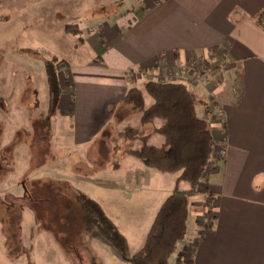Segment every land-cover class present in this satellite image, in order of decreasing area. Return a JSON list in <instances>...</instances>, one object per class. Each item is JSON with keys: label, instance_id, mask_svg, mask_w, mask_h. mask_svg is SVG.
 Returning <instances> with one entry per match:
<instances>
[{"label": "crops", "instance_id": "0c3cea01", "mask_svg": "<svg viewBox=\"0 0 264 264\" xmlns=\"http://www.w3.org/2000/svg\"><path fill=\"white\" fill-rule=\"evenodd\" d=\"M131 1L137 3L126 13L102 16L90 23L81 16L69 17V11L50 10L46 14L48 28H29L39 12L36 4L50 0H0V47L6 39L22 36L27 28L24 45L52 49L51 58L62 62L59 76L64 94L56 119V145L67 155L86 156L73 165L70 160L63 169H34L28 180L32 194H37L35 183L51 182L60 191L64 188L61 186H67L63 197L84 192L101 205L127 238L128 256L138 253L160 208L173 193L178 175L148 168L127 153L129 149H141L142 142H125L120 133L128 131L125 124L131 120L139 124L138 128L142 126L141 116L122 101L132 88L144 90L151 81L169 82L166 73L188 65L194 58L216 61L208 79L197 81L191 75L172 81L186 85L208 104L220 102L226 112L225 127L206 110L203 115L215 139L213 161L221 141L225 140L228 147L227 156L208 167L191 200L188 233L173 264H264V29L255 19L264 10V0ZM94 9L92 13L102 12ZM35 28L44 29L43 34ZM9 53L13 54L0 51L1 64L17 65L18 58ZM138 71L144 75L129 77L128 73ZM15 79L13 73L0 72V120H12L10 114L22 106L23 95ZM25 95L29 97L28 90ZM147 104H152L151 98H147ZM63 122L64 135L60 130ZM115 123L121 126L115 133L118 142L112 140L110 132ZM161 124L156 122L157 126ZM4 127L10 135L4 144H17V123L1 121L0 129ZM144 129L149 133L153 127ZM161 137L153 135L149 144L163 145ZM99 146L110 150L108 161L104 159L100 166ZM115 148L123 150L119 159ZM4 152L16 160L11 149L5 147ZM34 162L35 158L31 167L38 168ZM11 175L8 191L14 186L15 173ZM180 189L188 190L189 185L182 182ZM21 204L30 202L22 200ZM208 207L213 219L205 230L210 219ZM34 213L42 224H48L47 217ZM56 242L47 232L37 234L27 264H71ZM114 259L112 264H133L118 252ZM0 264H13L6 260L1 242Z\"/></svg>", "mask_w": 264, "mask_h": 264}, {"label": "rangeland", "instance_id": "374dc122", "mask_svg": "<svg viewBox=\"0 0 264 264\" xmlns=\"http://www.w3.org/2000/svg\"><path fill=\"white\" fill-rule=\"evenodd\" d=\"M76 1L69 0L65 2L62 0L60 2L59 0H50L47 4L37 3L35 7H38L39 12L32 19L33 27L30 26L29 28L43 25L48 28L50 23L46 18V14L50 10L60 11L61 13L69 11V17L81 16L84 19H89L90 23V21H95L102 16V18L117 17L131 10L132 7H135L134 4L137 3L131 0L106 2H95L96 0ZM41 7L46 8V10L43 11ZM96 7L102 9V12L92 13ZM80 8H83L82 12L79 11ZM70 20L68 19V21ZM26 29L22 36H12L6 39L4 45L0 47V51H12L13 54L9 53L8 55L18 58L17 65L6 64L5 62L1 64L2 60H0V72L13 73L16 78L14 84L18 89L20 88V95H23V100H20L22 106L16 112L10 114L12 115V120L10 118L8 120H0V122L3 121V124L7 121L17 123L16 137L18 138L17 144L13 142H8L7 145L4 144L10 135L5 127L0 129L2 132V137L0 138V242L3 253L5 254L6 260L10 263L27 264L30 260L31 244L34 237L37 234L47 232L58 242L56 243L67 255L71 264H112L115 262L114 254L116 251L102 238L98 229L86 232L84 225H82L84 209L80 201H78L77 196L72 195V197L70 193L68 194L70 197L62 196V193L67 195V186H61L64 188L60 191L51 182L47 188H41L40 186L35 195L32 194V188L30 189L29 187L28 180L33 174L32 171L34 169H39L40 166L41 168L51 169L52 166H58L63 169L71 161L73 165L76 161L81 160V158L86 159V156L84 157L82 154L75 153L67 155L62 150L59 151V145H56L55 131L50 135V130L48 131L42 126L49 114V95L45 75V61L52 59L51 55H53V50L39 48L40 46L31 48L28 45H24L22 42L27 35ZM35 29L41 34L44 32L42 28ZM35 36L37 37L38 34ZM30 55L34 56V58L32 59ZM175 71L166 73L165 79L168 80V74L171 75ZM128 75L130 78L135 79L144 74L142 71H138L136 73H128ZM191 75L193 77L195 76L193 71L188 74H183V77L178 79L190 77ZM26 90L29 91L28 98L25 95ZM198 107V115L203 119L205 117H203L205 108L202 104ZM133 122L131 120L125 124L128 130L139 127L138 123L135 124ZM55 127L56 123L54 125ZM110 127L112 140L116 139L118 142L115 133L120 131V123L112 124ZM60 130L62 134L66 130L64 122L60 125ZM13 137L15 138V134ZM58 143H60V139H58ZM5 147L15 153L14 158L16 160L5 154ZM99 147L97 162L100 166L104 163V159L108 161L106 156L108 155L107 153H110V150L107 146ZM33 150H35L34 153ZM114 150L116 158H121L123 150L120 148H115ZM34 158L36 159L34 166L37 167L39 165L38 168L31 167V160ZM70 169L68 168L67 170L70 171ZM12 173H15L12 178L14 186L8 191V180H10L9 178L12 176ZM22 200H28L30 204H21ZM34 211L38 212L41 218L47 217L48 224H42L41 220L39 221L37 216H35ZM212 214L210 207L207 218H212ZM174 258H172L171 264L174 263Z\"/></svg>", "mask_w": 264, "mask_h": 264}, {"label": "trees", "instance_id": "16d2710c", "mask_svg": "<svg viewBox=\"0 0 264 264\" xmlns=\"http://www.w3.org/2000/svg\"><path fill=\"white\" fill-rule=\"evenodd\" d=\"M255 19L264 29V10ZM61 64L58 58L45 61L49 115L44 127L50 130V135L55 131V119L64 94L59 76ZM147 98L152 99L151 105L147 104ZM122 103L141 116L142 128L120 133L125 142H142L141 149H129L127 153L148 168L163 174H177V184L160 208L144 247L132 257L128 256L127 238L106 215L101 205L79 191L77 199L84 209L82 225L86 232L98 229L102 238L133 264H170L188 233L191 200L198 193V187L214 158L215 139L211 125L208 119L199 117L197 108L202 104L210 115L211 110L208 102L199 98L186 85L162 80L148 82L144 90L130 89ZM158 121L162 122L161 126L156 125ZM147 125L153 127L149 133L144 129ZM157 134L164 138V144L150 145L149 139ZM182 182L189 185L188 190L180 189ZM39 185L47 188L50 183ZM39 185L35 183L34 190L38 191Z\"/></svg>", "mask_w": 264, "mask_h": 264}, {"label": "built area", "instance_id": "2783aa9c", "mask_svg": "<svg viewBox=\"0 0 264 264\" xmlns=\"http://www.w3.org/2000/svg\"><path fill=\"white\" fill-rule=\"evenodd\" d=\"M215 68H216V61H212L208 63L203 58H194L191 60V62L188 65L183 66L180 69H177V71L173 72L171 75L168 74L169 76L168 81L172 82L176 80H181L178 78L180 77L182 78L183 74H188L191 71L194 72L195 74L194 79L197 81H200L202 79H208L212 76ZM209 108L211 110V115L213 116V118L217 119L222 127H225L227 125L226 112L224 110V107L220 104V102L217 100L211 101L209 103ZM227 153H228V147L225 143V140H223L221 141V144L218 147L217 157L214 159V161L212 159L209 167H211L212 165L215 166L216 161L219 160V158L221 159L225 158L227 156ZM212 219L213 218L209 219L208 224L204 228L205 230L208 226L209 227L211 226Z\"/></svg>", "mask_w": 264, "mask_h": 264}]
</instances>
